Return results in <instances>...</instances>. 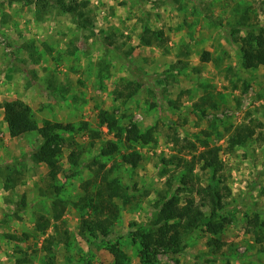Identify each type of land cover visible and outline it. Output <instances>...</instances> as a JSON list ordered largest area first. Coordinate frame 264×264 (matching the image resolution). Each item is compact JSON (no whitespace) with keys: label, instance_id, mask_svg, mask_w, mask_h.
<instances>
[{"label":"rangeland","instance_id":"374dc122","mask_svg":"<svg viewBox=\"0 0 264 264\" xmlns=\"http://www.w3.org/2000/svg\"><path fill=\"white\" fill-rule=\"evenodd\" d=\"M89 1L94 35L79 31L49 0H0V264H113L111 244L126 254L124 264H264L259 244L246 233L254 213L264 222V68H243V50L231 37L234 27L239 36L246 29L264 32V0ZM13 99L30 107L38 126H71L61 135L56 180L31 159L41 144L36 132L10 138L2 130L3 105ZM100 110L115 116L118 130L100 124ZM251 123L257 125L253 139L227 151L228 137ZM133 126L152 133L146 144L126 142ZM110 143L117 151L103 155ZM205 146L221 149L218 179L200 157ZM131 150L142 158L136 168L123 162ZM99 165L130 200L119 205L107 238L80 236L86 210L73 204ZM7 176L20 177L9 190ZM208 188L223 196V230L213 235L202 225L184 238L181 254L160 251L142 261L132 239L154 230L161 195L192 197L208 213L198 194ZM56 197L68 202L62 216L68 236L47 251L44 240L53 229L38 233L35 223L39 215L50 217Z\"/></svg>","mask_w":264,"mask_h":264},{"label":"trees","instance_id":"16d2710c","mask_svg":"<svg viewBox=\"0 0 264 264\" xmlns=\"http://www.w3.org/2000/svg\"><path fill=\"white\" fill-rule=\"evenodd\" d=\"M50 3L60 10L68 13L79 31L88 32L94 35L95 14L90 7L89 0H49ZM9 4H34L35 0H5ZM239 27L231 29V37L239 42L243 50L242 67L245 69L264 68V32L255 33L253 30L246 29L244 36H239ZM126 54V53H125ZM137 79V88L141 87L140 76L135 70L132 71ZM139 78V79H138ZM212 108L216 106L212 105ZM98 119L101 125H105L108 131L118 130L116 127L115 116L105 110H100ZM3 120L6 124L8 136L17 138L25 134L36 132L41 140V144L32 152L31 159L36 164H45L49 170V177L52 181L56 180L62 172L58 158L61 154L63 143L62 134L71 131L70 125L45 121L38 126L32 119L30 107L20 99L7 101L3 105ZM257 125L243 124L238 126L228 137L227 151L236 147H241L254 137ZM95 134V133H94ZM96 135V134H95ZM93 136V135H92ZM152 133L142 134L136 126L126 130V142L140 141L146 144ZM192 143L187 144V148ZM186 147H180L179 152ZM220 147L205 146L201 158H203L206 168L213 172V178H217V173L221 171L222 166L219 161ZM117 151L115 145H111L102 152L103 155H110ZM123 162L136 168L141 161V156L134 150L123 155ZM73 165L77 163V157L74 153L69 156ZM177 162L178 159L175 157ZM193 163L187 165V171H191ZM104 166L99 165L98 174L92 180L83 184L84 195L78 203L73 206L81 205L86 214L82 215L80 220L79 235L89 233L94 237L97 234L107 238L110 229L119 216V205H125L129 202V195L126 189H121L116 181L109 178L110 171H104ZM99 176V177H98ZM20 181L18 176H7L4 179V189L9 190ZM183 183L181 179L180 184ZM219 183V182H218ZM94 186V191L90 187ZM54 193L58 195L60 187L54 186ZM198 193V192H197ZM202 206H208V213H204L196 206L195 199L187 197L180 199L175 192L169 196L161 195V198L155 202V212L152 217L154 230L141 233L138 237L133 238V243H139L141 249L139 252L140 259L145 262L149 254H156L160 251L179 255L184 250L183 240L202 225L204 231L209 234L217 235L223 230V221L220 219L219 211L223 207V196L216 189L208 188L203 193H198ZM68 202L56 197L51 203L50 217L38 216L35 223V230L38 233L45 234L52 227L53 232L45 240L47 251H51L55 243L63 242L62 236H68L67 228L63 227L62 216L65 213ZM207 217V218H206ZM63 227V229H62ZM259 229V232L256 229ZM264 222H259V215L254 213L252 218L248 219L246 233L254 236L255 241L259 244V252L264 254ZM62 231V233H61ZM61 233V234H59ZM66 242V241H65ZM108 253L113 259V264H124L127 260L126 254L117 244L107 246Z\"/></svg>","mask_w":264,"mask_h":264},{"label":"crops","instance_id":"0c3cea01","mask_svg":"<svg viewBox=\"0 0 264 264\" xmlns=\"http://www.w3.org/2000/svg\"><path fill=\"white\" fill-rule=\"evenodd\" d=\"M5 123V122H4ZM4 129V131H6L7 132V127H6V124H4V128L2 127V130ZM8 133V132H7ZM33 132H31V133H28V134H25V135H30V134H32ZM34 134V133H33ZM259 252V251H258ZM260 253V252H259ZM260 254H262V253H260ZM264 255V254H263Z\"/></svg>","mask_w":264,"mask_h":264}]
</instances>
